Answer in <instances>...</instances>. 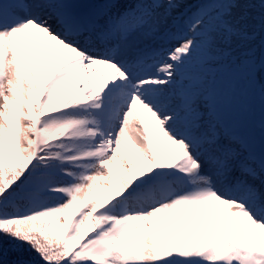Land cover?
Wrapping results in <instances>:
<instances>
[{
    "label": "snow or ice",
    "instance_id": "snow-or-ice-1",
    "mask_svg": "<svg viewBox=\"0 0 264 264\" xmlns=\"http://www.w3.org/2000/svg\"><path fill=\"white\" fill-rule=\"evenodd\" d=\"M0 264H264V0H0Z\"/></svg>",
    "mask_w": 264,
    "mask_h": 264
},
{
    "label": "rangeland",
    "instance_id": "rangeland-1",
    "mask_svg": "<svg viewBox=\"0 0 264 264\" xmlns=\"http://www.w3.org/2000/svg\"><path fill=\"white\" fill-rule=\"evenodd\" d=\"M100 1L103 2V0H100ZM185 11H186V9H185ZM245 103L252 107V109L255 111L257 116L259 115L260 107H261V101H260L258 96L245 101Z\"/></svg>",
    "mask_w": 264,
    "mask_h": 264
},
{
    "label": "bare ground",
    "instance_id": "bare-ground-1",
    "mask_svg": "<svg viewBox=\"0 0 264 264\" xmlns=\"http://www.w3.org/2000/svg\"><path fill=\"white\" fill-rule=\"evenodd\" d=\"M189 2H191V0H189Z\"/></svg>",
    "mask_w": 264,
    "mask_h": 264
}]
</instances>
